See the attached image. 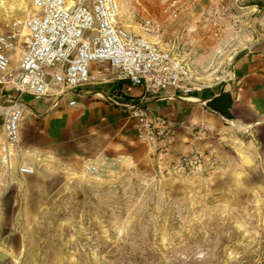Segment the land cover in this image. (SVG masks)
<instances>
[{
	"label": "rangeland",
	"instance_id": "obj_1",
	"mask_svg": "<svg viewBox=\"0 0 264 264\" xmlns=\"http://www.w3.org/2000/svg\"><path fill=\"white\" fill-rule=\"evenodd\" d=\"M31 1L0 0V30ZM116 2L123 28L170 50L203 87L264 44V0ZM68 146L20 135L14 154L36 165L10 185L0 171V264H264V126L196 151L216 163L192 170L134 132L80 129Z\"/></svg>",
	"mask_w": 264,
	"mask_h": 264
},
{
	"label": "built area",
	"instance_id": "obj_2",
	"mask_svg": "<svg viewBox=\"0 0 264 264\" xmlns=\"http://www.w3.org/2000/svg\"><path fill=\"white\" fill-rule=\"evenodd\" d=\"M31 6L22 23L12 22L0 30V85L12 92L0 99V171L6 185L12 182L23 94L34 99L51 95L56 106L62 94L95 78L128 80L142 94L157 98L166 91L173 96L203 88L192 82L186 64L170 50L158 48L118 23L116 0H32ZM67 103L74 105L75 100ZM121 107L135 136L158 157L164 156L172 141L173 122L152 116L140 100ZM215 163L210 152H182L172 159V166L180 170ZM86 167L96 172L93 164ZM16 170L22 175L33 172L24 164Z\"/></svg>",
	"mask_w": 264,
	"mask_h": 264
},
{
	"label": "crops",
	"instance_id": "obj_3",
	"mask_svg": "<svg viewBox=\"0 0 264 264\" xmlns=\"http://www.w3.org/2000/svg\"><path fill=\"white\" fill-rule=\"evenodd\" d=\"M220 92L230 95L229 116L209 106L208 101ZM6 94L12 92L0 85V99ZM20 99L23 111L19 120V138L28 132L32 135L40 133L51 138L60 148L69 147L80 129L89 133L130 136L134 131L121 106L140 100L152 116L173 122L170 153L198 151L205 147L215 150L221 141L226 143L232 136L239 140L246 138L251 130L264 126V44L236 56L228 77L223 81L187 94L172 96L166 91L163 98H157L142 94L141 89L128 80L105 82L95 78L62 94L56 106H52L51 95L34 99L23 94ZM71 99L75 100L74 105H68ZM28 144L21 146L26 150L34 147ZM23 156L15 155L11 179L15 175L26 176L17 172V165L24 164L32 169L36 165L35 158Z\"/></svg>",
	"mask_w": 264,
	"mask_h": 264
},
{
	"label": "trees",
	"instance_id": "obj_4",
	"mask_svg": "<svg viewBox=\"0 0 264 264\" xmlns=\"http://www.w3.org/2000/svg\"><path fill=\"white\" fill-rule=\"evenodd\" d=\"M209 106L221 113L224 116H229L227 108L230 106L231 98L228 92H220L217 96L211 98L209 101Z\"/></svg>",
	"mask_w": 264,
	"mask_h": 264
},
{
	"label": "bare ground",
	"instance_id": "obj_5",
	"mask_svg": "<svg viewBox=\"0 0 264 264\" xmlns=\"http://www.w3.org/2000/svg\"><path fill=\"white\" fill-rule=\"evenodd\" d=\"M23 21V20H22ZM22 21H20L22 23ZM23 27V26H22ZM25 30V28L23 27V31Z\"/></svg>",
	"mask_w": 264,
	"mask_h": 264
}]
</instances>
